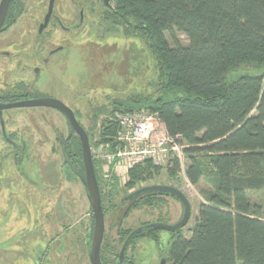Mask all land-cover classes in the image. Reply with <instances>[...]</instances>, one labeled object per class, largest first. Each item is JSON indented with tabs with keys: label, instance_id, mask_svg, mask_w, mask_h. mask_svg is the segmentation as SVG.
Instances as JSON below:
<instances>
[{
	"label": "trees",
	"instance_id": "16d2710c",
	"mask_svg": "<svg viewBox=\"0 0 264 264\" xmlns=\"http://www.w3.org/2000/svg\"><path fill=\"white\" fill-rule=\"evenodd\" d=\"M108 22L111 29L124 25L127 35L148 39L162 94L145 103H113L104 113L145 109L157 114L167 133L187 146L189 182L198 185L205 176L201 154L208 155L215 172L216 191L201 204L191 236L174 235L171 261L264 264V209L248 196L264 189V0H117ZM176 32L187 37L188 45ZM250 67L258 74L230 75ZM117 132L114 120H106L101 141L112 152L118 149ZM64 152L84 175L79 140L70 141ZM171 161L174 175L181 165L178 159ZM142 166L160 169L151 162L136 165L128 171V188L147 179ZM96 173L106 213L108 195L97 168ZM149 196L133 209L155 205ZM107 198L112 201L111 195Z\"/></svg>",
	"mask_w": 264,
	"mask_h": 264
},
{
	"label": "rangeland",
	"instance_id": "374dc122",
	"mask_svg": "<svg viewBox=\"0 0 264 264\" xmlns=\"http://www.w3.org/2000/svg\"><path fill=\"white\" fill-rule=\"evenodd\" d=\"M107 23L101 26L97 23L99 28H86L78 36L74 41L77 50L68 57L65 67L56 72L62 82L54 78L49 83L51 89L48 87L68 103L83 108V113L76 118L90 132L92 155L101 176L103 193L112 196L111 202L106 196V242L121 247L115 223L124 218L126 206L122 199L150 185H171L188 197L192 217L180 232L189 238L201 204L216 191V176L207 154L198 156L206 167L205 176L198 185H189L187 181L189 159L184 150L178 160L180 172L171 175L170 169L174 168L171 155L168 165L160 169L142 166L147 179L131 186L132 189L128 188L129 169L122 164L110 165L101 155L102 152L104 156L112 153L109 144L101 140L105 121L113 120L116 115L104 112L111 109L113 103L115 106L134 101L145 103L162 94L158 62L149 50L148 39L127 35L124 25H113L115 29H111ZM175 36L188 45L185 35L176 32ZM166 37L173 45L168 33ZM245 72L258 74V70L250 67L230 75ZM9 112L12 115L5 114L7 129L16 134L19 146L18 150L9 146L0 135V264H32L38 251L48 249L52 235L68 232L70 224H80L82 228L84 223L94 222V216L83 184L65 163L62 144L72 132L67 119L45 109ZM29 178L36 182L35 186L30 184ZM248 196L253 205L264 209V189L251 190ZM158 201L152 205L155 207L140 204L125 218L122 228L134 230L158 218L172 225L183 216L182 204L175 198L161 195ZM161 236L157 244L137 241L135 252H138L140 264H158L160 249H169L172 234L166 232Z\"/></svg>",
	"mask_w": 264,
	"mask_h": 264
},
{
	"label": "flooded vegetation",
	"instance_id": "af4514ba",
	"mask_svg": "<svg viewBox=\"0 0 264 264\" xmlns=\"http://www.w3.org/2000/svg\"><path fill=\"white\" fill-rule=\"evenodd\" d=\"M2 2L3 0H0V7ZM116 4L117 0H11L0 32V105H13L24 101L49 98L62 102L74 112L75 116L82 114V107L76 106L74 103H68L56 91L49 90V88L51 89L49 83L54 78L62 82L60 77L58 79L56 76V72L65 67L68 57L73 51L77 50L74 41L84 33L86 28L90 30L91 27H98L97 23L100 24L99 26L107 23L108 18L115 13ZM64 71L62 69V72ZM47 81L48 83H46ZM78 95L80 96L79 93ZM79 96H76L75 99H78ZM19 109L53 110L67 119L64 113L51 107L9 108L0 111V135L2 140L16 150H18L16 147L19 146L15 139L16 134L8 131L5 114L12 115L9 112L10 110ZM77 120L79 121V119ZM67 121L72 132L65 143L62 144L63 147L67 146L70 141L75 142L77 139L81 145L80 137L68 119ZM88 135L90 139L89 131ZM63 154L70 172L83 184L82 177H85L86 172L83 175L75 170L73 158H70L65 152ZM28 180L30 184L35 186L36 182L34 180L30 178ZM136 191L129 193L122 199V204L126 206L124 218L115 223L119 235L118 242L122 243L121 247L115 246L113 242H106L105 222V235L100 252L102 264H140L141 260L138 252H135L136 247H138L137 241L147 240L157 244L162 240L161 233L166 232L172 234L170 246L168 250L161 247L158 264H173L170 259V248L174 235L180 231L171 233L166 230L143 229L149 224L164 222L161 218L143 224L134 230L122 228L125 218L133 210L135 211L133 206L141 200L148 199V194L128 198ZM150 194L149 199H155L153 203L159 202L158 198L161 195ZM172 197L178 200L176 197ZM182 207L184 210L183 204ZM182 218L183 216L174 221L173 224L178 223ZM79 225L70 224L66 230L69 233L63 231L62 234L52 235L50 242L48 241V249L38 251L39 255L33 257L32 264H93L91 253L95 234V221L84 223L82 228ZM141 229L143 230L141 231ZM133 233L134 235H132ZM127 240H129V243L124 253H122ZM53 247L57 250H51Z\"/></svg>",
	"mask_w": 264,
	"mask_h": 264
},
{
	"label": "water",
	"instance_id": "95a60500",
	"mask_svg": "<svg viewBox=\"0 0 264 264\" xmlns=\"http://www.w3.org/2000/svg\"><path fill=\"white\" fill-rule=\"evenodd\" d=\"M11 0H3L0 7V32L2 26L5 22L7 11L9 8ZM22 107H51L60 110L69 120L71 126L80 137L82 154L85 166V177H82V182L89 200L92 213L95 221V234L94 241L92 245V263L93 264H102L101 262V246L104 240L105 235V212L102 203V194L101 189L96 173L94 158L92 155V148L90 144V139L88 131L79 123L74 112L69 109L66 105L56 99H37L32 101L19 102L13 105H0V111L9 108H22ZM169 194L176 197L184 206V215L181 221L176 224L168 225L164 223H154L149 224L144 227V230H166L171 233H176L184 229L191 220L192 217V206L188 197L177 187L171 185H150L143 188H140L128 198H135L144 196L145 194ZM141 229V231L143 230ZM134 235V233L132 234ZM131 235V237H132ZM130 239V238H129ZM129 240L125 243L122 253H124Z\"/></svg>",
	"mask_w": 264,
	"mask_h": 264
},
{
	"label": "built area",
	"instance_id": "2783aa9c",
	"mask_svg": "<svg viewBox=\"0 0 264 264\" xmlns=\"http://www.w3.org/2000/svg\"><path fill=\"white\" fill-rule=\"evenodd\" d=\"M113 120L118 126L117 152L107 153L104 156L101 151V155L110 165L122 164L130 170L136 165L151 162L161 167L168 165L171 155L174 159H181L187 147L180 144V138H172L159 116L148 110L116 113ZM187 181L192 185L188 179Z\"/></svg>",
	"mask_w": 264,
	"mask_h": 264
}]
</instances>
